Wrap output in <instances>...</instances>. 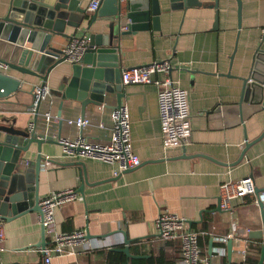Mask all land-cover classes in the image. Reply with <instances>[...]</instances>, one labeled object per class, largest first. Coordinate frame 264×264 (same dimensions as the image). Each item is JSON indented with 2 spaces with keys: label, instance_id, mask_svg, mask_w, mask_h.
<instances>
[{
  "label": "crops",
  "instance_id": "obj_1",
  "mask_svg": "<svg viewBox=\"0 0 264 264\" xmlns=\"http://www.w3.org/2000/svg\"><path fill=\"white\" fill-rule=\"evenodd\" d=\"M88 1L83 0V5L87 6ZM124 1L122 10L127 3ZM199 1L212 5L171 9L167 0H159V30L137 31L122 42V46L129 49L122 62L124 69L170 61L171 78L187 91L191 123L189 144L163 150L155 84L123 85L121 104H125L129 112L132 148L140 164L112 176V167L108 164L79 160L84 164L88 184L84 185L82 194L78 192L80 199L56 209L55 227L60 232L84 229L92 236L88 238L91 247L79 246L72 254L55 255L49 264H105L106 250L123 247L125 238L129 240L128 247L136 240L147 254L162 252L167 260L179 264V241H162L157 236L155 219L160 212L175 213L186 219L187 229L202 232L201 246L211 264L240 263L246 254H254V250L246 251L248 242L244 232L261 228L258 206L246 200L238 203L232 214L218 212L216 207L219 185L228 180L251 176L255 187L264 189V136L248 147L246 159L235 163L245 141L254 140L264 130V108L240 102V78L248 74L255 51L264 50V0H240L239 25L235 0H217L216 9L213 0ZM8 2L0 0V14L7 9ZM216 11L218 21L213 28ZM91 14L86 11L73 15L81 20L78 27L74 25L76 19L58 20L55 29L66 37L55 35L49 44L60 49L69 35L84 32L89 38L90 33H103L105 20L95 21L87 30ZM69 65L64 62L58 71H67ZM5 73L27 81L21 85V91L0 99V118L7 119L8 125L28 129V122L33 121L37 132L50 134L54 140L58 134L60 137L78 134L66 120L80 117L79 103L64 100L60 107L61 98L49 92L56 87L60 76L57 71L46 81L49 93L40 103L36 119L30 106L32 90L39 85V80L14 70ZM162 76L154 74L153 78ZM115 103V96L107 94L106 106L85 107L84 116L90 120L89 126L82 130L86 139L109 140L112 128L109 106ZM45 113L51 116L48 121ZM35 150V144H31L20 155L22 165L31 171ZM182 151L185 157H181ZM41 155L51 164H46L45 160L40 163L38 198L64 189L77 191L82 181L81 168L73 164L74 161L60 160V145L42 144ZM9 216L10 219H0L5 233L0 264H44L37 250L42 235L39 213ZM232 220L237 222L238 230L231 239L228 260L226 243L221 244L218 239L229 232ZM209 239H212L211 255H208ZM220 246L224 249L223 255L216 252Z\"/></svg>",
  "mask_w": 264,
  "mask_h": 264
},
{
  "label": "water",
  "instance_id": "obj_2",
  "mask_svg": "<svg viewBox=\"0 0 264 264\" xmlns=\"http://www.w3.org/2000/svg\"><path fill=\"white\" fill-rule=\"evenodd\" d=\"M171 9L207 6L199 0H167ZM237 4L238 25L240 24V0ZM217 8V0H213ZM86 6L83 0H9L7 9L0 14V61L7 65V70H14L21 75L34 77L39 80L41 89L46 87V81L52 72L60 74L56 87L49 92L61 98L59 106L64 100L77 101L80 107V117H84L85 107L106 106V95L113 94L116 99L112 109L121 105L124 97L121 84L122 62L128 48L122 46L123 39L137 31L149 28L159 30L160 5L159 0H127L124 10L120 8L119 0H102L97 10L93 11L87 20V30L97 20H105L106 30L100 34L90 33L86 49L81 58L70 63L67 71H58V67L66 62L61 50L49 43L53 36H65L56 30V22L69 18L73 21L77 14H85ZM217 11L214 17L216 28ZM81 22V20H80ZM76 19L75 27L80 24ZM86 32V31H85ZM68 37H71L70 35ZM26 43L29 46H26ZM230 75V74H228ZM242 81L240 102L257 104L264 108V50L258 48L251 61L248 74L240 78ZM27 83L25 79H17L5 72H0V99L5 100L10 95L21 91V85ZM32 94V99L35 95ZM40 100L35 107V119L38 114ZM59 107V108H60ZM108 107V106H107ZM62 120L59 121L61 125ZM60 134H58V138ZM264 136L261 134L251 141H245L244 147L235 161L246 159V150L255 141ZM57 138V140H58ZM53 136L37 132L35 127L30 129L14 128L8 125L7 119L0 118V219H10V216L22 215L37 211L41 215L38 205L37 183L40 163L46 160L41 155L42 144L58 143ZM31 144L36 146L33 169H27L21 162L20 155L25 153ZM184 150V149H183ZM182 151L181 157H185ZM73 164L81 168L82 181L77 192L82 194L86 180V171L81 161ZM71 163H62L67 165ZM126 172V171H125ZM260 190L255 188L256 194ZM262 226L261 230L250 234L252 238L264 239L263 204L258 202ZM216 211L220 212L219 204ZM42 235L37 244L43 248L45 239ZM87 233V232H86ZM92 237L87 234V238ZM129 240L125 238L124 246L112 248L124 253L129 258H144L145 255H133L129 252ZM232 240L226 242L227 259H230ZM212 239H209L208 255H211ZM264 262V247H261L257 264Z\"/></svg>",
  "mask_w": 264,
  "mask_h": 264
},
{
  "label": "built area",
  "instance_id": "obj_3",
  "mask_svg": "<svg viewBox=\"0 0 264 264\" xmlns=\"http://www.w3.org/2000/svg\"><path fill=\"white\" fill-rule=\"evenodd\" d=\"M102 0H89L86 11L93 12L98 9ZM124 0H119L120 8ZM88 38L83 32L72 35L67 43L60 48L62 55L66 57L68 63L77 62L83 55ZM172 65L169 60L155 61L149 64L122 68L121 84H149L153 83L157 87V104L160 122V138L164 151L181 148L189 144L191 137L190 111L186 89L180 87L170 76ZM7 65L0 61V72H5ZM162 74L161 79H154V74ZM35 95L30 107L31 113L35 114L37 101L43 102L48 96L47 88L41 89L39 86L33 88ZM50 114L45 113L46 121L50 119ZM112 128L109 140L90 141L86 139L82 130L89 126L90 120L87 117L66 120V123L73 125L78 134L75 137H59L58 144L61 147L60 160L79 161L82 159H92L112 167V176L134 169L140 164V159L134 153L130 136V117L127 106L121 104L110 112ZM102 127V123L98 124ZM34 127V122H28V129ZM46 164H51L46 159ZM255 184L251 176H245L234 180H228L219 185L218 204L223 213L232 214L238 203L249 200L258 205L263 204L264 212V189L258 194L255 192ZM80 199L78 192L73 189H64L51 192L38 201L41 215L40 224L43 228L45 245L37 250L43 256V263L49 264L55 255L72 254L77 247L83 246L88 249L91 243L87 238L84 229L72 232H60L55 227V211L64 204ZM186 219L171 212H160L155 219L157 236L162 241H179L180 255L179 264H211L209 256L202 254L198 244L202 232L187 229ZM238 230L237 222L230 221L229 232L218 239V242L225 244L229 239L236 236ZM261 230V228L259 229ZM256 232L246 229L244 234L247 239H257L258 244L264 246L263 238H252L250 234ZM5 233L0 222V251L3 249ZM247 251V250H246ZM219 255L224 254L222 246L216 248Z\"/></svg>",
  "mask_w": 264,
  "mask_h": 264
},
{
  "label": "trees",
  "instance_id": "obj_4",
  "mask_svg": "<svg viewBox=\"0 0 264 264\" xmlns=\"http://www.w3.org/2000/svg\"><path fill=\"white\" fill-rule=\"evenodd\" d=\"M206 240V237H204ZM198 244L200 246L202 254H206L204 246H201V236L199 237ZM261 246L258 242H253L250 240L247 245V252L254 250V254H246L245 259L240 263H231V264H257L260 254ZM129 252L133 255H148L144 258H129L124 253L120 251H115L113 249L106 250L105 253V264H174L172 261L167 260L162 252L158 253H146L142 250V246L138 245V242L135 240L130 244ZM264 264V262H263Z\"/></svg>",
  "mask_w": 264,
  "mask_h": 264
},
{
  "label": "rangeland",
  "instance_id": "obj_5",
  "mask_svg": "<svg viewBox=\"0 0 264 264\" xmlns=\"http://www.w3.org/2000/svg\"><path fill=\"white\" fill-rule=\"evenodd\" d=\"M32 101H33V99H32ZM31 105H32V103H31ZM31 107V106H30Z\"/></svg>",
  "mask_w": 264,
  "mask_h": 264
}]
</instances>
